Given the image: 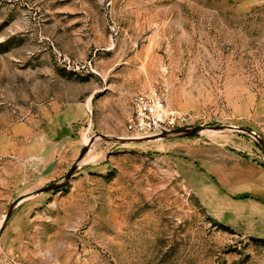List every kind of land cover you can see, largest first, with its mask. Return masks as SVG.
Segmentation results:
<instances>
[{
  "label": "rangeland",
  "instance_id": "rangeland-1",
  "mask_svg": "<svg viewBox=\"0 0 264 264\" xmlns=\"http://www.w3.org/2000/svg\"><path fill=\"white\" fill-rule=\"evenodd\" d=\"M154 87L202 130L100 136ZM222 152L264 165V0H0V264H264L195 190Z\"/></svg>",
  "mask_w": 264,
  "mask_h": 264
},
{
  "label": "crops",
  "instance_id": "crops-1",
  "mask_svg": "<svg viewBox=\"0 0 264 264\" xmlns=\"http://www.w3.org/2000/svg\"><path fill=\"white\" fill-rule=\"evenodd\" d=\"M196 192L219 220L264 238V165L222 152L204 156Z\"/></svg>",
  "mask_w": 264,
  "mask_h": 264
},
{
  "label": "built area",
  "instance_id": "built-area-1",
  "mask_svg": "<svg viewBox=\"0 0 264 264\" xmlns=\"http://www.w3.org/2000/svg\"><path fill=\"white\" fill-rule=\"evenodd\" d=\"M195 124L192 113L169 104L154 87L134 96L126 127L135 137H144L190 128Z\"/></svg>",
  "mask_w": 264,
  "mask_h": 264
},
{
  "label": "water",
  "instance_id": "water-1",
  "mask_svg": "<svg viewBox=\"0 0 264 264\" xmlns=\"http://www.w3.org/2000/svg\"><path fill=\"white\" fill-rule=\"evenodd\" d=\"M221 126L223 125H217V128H220ZM229 128H238L237 126L235 125H228ZM201 129V126H193V127H190V128H178L172 132H164V133H161V135L163 136H167V135H170V134H186V135H193L197 132H199ZM251 132L256 135L259 139L263 140V138L254 130H251ZM100 136H102L103 138L105 139H113V140H117V141H142V140H146V139H149V138H156L157 135H153L151 137H134V138H124V137H120V136H110L108 134H105V133H101ZM87 147L84 148V151L82 152V156L84 155V152L86 151ZM79 167V164L78 162L75 163L71 168L70 170L66 173L65 175V178L62 180V181H57V182H52L42 188H39L37 189L36 191H34L33 193H38V192H42V191H50V190H57V189H60L66 185H68L71 181V178L72 176L76 173L77 169ZM16 201L13 202L10 206V209L5 217V220L0 228V237H1V233L7 223V221L9 220L15 206H16Z\"/></svg>",
  "mask_w": 264,
  "mask_h": 264
},
{
  "label": "bare ground",
  "instance_id": "bare-ground-1",
  "mask_svg": "<svg viewBox=\"0 0 264 264\" xmlns=\"http://www.w3.org/2000/svg\"><path fill=\"white\" fill-rule=\"evenodd\" d=\"M202 129H200V131H201ZM160 137H163V135H157V137L156 138H160ZM86 158H84L82 161H84Z\"/></svg>",
  "mask_w": 264,
  "mask_h": 264
}]
</instances>
